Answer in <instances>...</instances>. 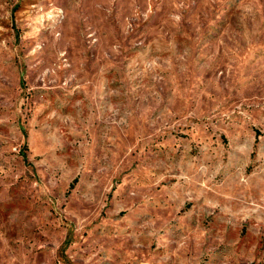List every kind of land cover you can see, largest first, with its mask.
<instances>
[{"label":"rangeland","instance_id":"obj_1","mask_svg":"<svg viewBox=\"0 0 264 264\" xmlns=\"http://www.w3.org/2000/svg\"><path fill=\"white\" fill-rule=\"evenodd\" d=\"M264 264V0H0V264Z\"/></svg>","mask_w":264,"mask_h":264},{"label":"built area","instance_id":"obj_2","mask_svg":"<svg viewBox=\"0 0 264 264\" xmlns=\"http://www.w3.org/2000/svg\"><path fill=\"white\" fill-rule=\"evenodd\" d=\"M67 264H69V263H67Z\"/></svg>","mask_w":264,"mask_h":264}]
</instances>
